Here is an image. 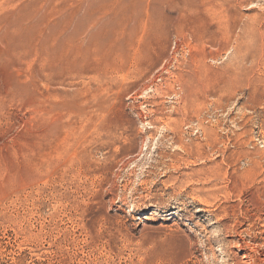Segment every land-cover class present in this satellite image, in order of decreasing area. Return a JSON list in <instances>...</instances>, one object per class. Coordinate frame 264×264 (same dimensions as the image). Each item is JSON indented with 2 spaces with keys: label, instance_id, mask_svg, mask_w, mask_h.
I'll use <instances>...</instances> for the list:
<instances>
[{
  "label": "rangeland",
  "instance_id": "1",
  "mask_svg": "<svg viewBox=\"0 0 264 264\" xmlns=\"http://www.w3.org/2000/svg\"><path fill=\"white\" fill-rule=\"evenodd\" d=\"M263 222L264 0H0V264H237Z\"/></svg>",
  "mask_w": 264,
  "mask_h": 264
},
{
  "label": "bare ground",
  "instance_id": "2",
  "mask_svg": "<svg viewBox=\"0 0 264 264\" xmlns=\"http://www.w3.org/2000/svg\"><path fill=\"white\" fill-rule=\"evenodd\" d=\"M264 223V222H263ZM264 228V224L262 226ZM252 228V227H251ZM250 228V230H251ZM237 230V229H236ZM229 233V232H228ZM264 231L261 233V238L258 239L257 236H254V239L251 238V233L249 231H244L241 233V239L244 241V237L250 238L249 243H242L241 246H237L241 251H245L244 259L246 262L243 261V263H237V264H264ZM247 240V239H246ZM253 244H250V243ZM256 242H262V244L258 243L256 245ZM241 244V243H240ZM248 251V253H247Z\"/></svg>",
  "mask_w": 264,
  "mask_h": 264
}]
</instances>
